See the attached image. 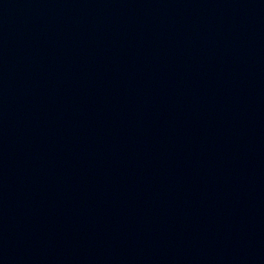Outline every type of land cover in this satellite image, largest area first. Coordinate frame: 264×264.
I'll return each mask as SVG.
<instances>
[{
    "label": "water",
    "instance_id": "obj_1",
    "mask_svg": "<svg viewBox=\"0 0 264 264\" xmlns=\"http://www.w3.org/2000/svg\"><path fill=\"white\" fill-rule=\"evenodd\" d=\"M0 264H264V0H0Z\"/></svg>",
    "mask_w": 264,
    "mask_h": 264
}]
</instances>
